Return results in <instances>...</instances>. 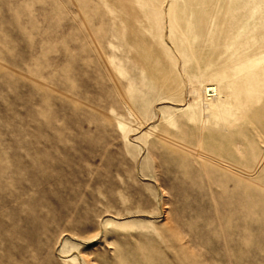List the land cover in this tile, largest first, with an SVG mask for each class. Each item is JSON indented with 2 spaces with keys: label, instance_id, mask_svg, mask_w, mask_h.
I'll list each match as a JSON object with an SVG mask.
<instances>
[{
  "label": "rangeland",
  "instance_id": "obj_1",
  "mask_svg": "<svg viewBox=\"0 0 264 264\" xmlns=\"http://www.w3.org/2000/svg\"><path fill=\"white\" fill-rule=\"evenodd\" d=\"M0 264H264V0H0Z\"/></svg>",
  "mask_w": 264,
  "mask_h": 264
},
{
  "label": "bare ground",
  "instance_id": "obj_2",
  "mask_svg": "<svg viewBox=\"0 0 264 264\" xmlns=\"http://www.w3.org/2000/svg\"><path fill=\"white\" fill-rule=\"evenodd\" d=\"M212 89L214 91V95L217 94L216 92V87L210 83H205L202 88H201V91H202V95H203V98L205 100H210L213 95L212 94H208L207 91H209V89Z\"/></svg>",
  "mask_w": 264,
  "mask_h": 264
},
{
  "label": "built area",
  "instance_id": "obj_3",
  "mask_svg": "<svg viewBox=\"0 0 264 264\" xmlns=\"http://www.w3.org/2000/svg\"><path fill=\"white\" fill-rule=\"evenodd\" d=\"M208 94L214 95V91L210 88L209 91H207Z\"/></svg>",
  "mask_w": 264,
  "mask_h": 264
}]
</instances>
